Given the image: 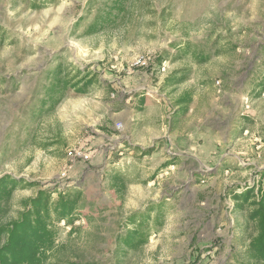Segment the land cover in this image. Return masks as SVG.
<instances>
[{"label": "rangeland", "instance_id": "obj_1", "mask_svg": "<svg viewBox=\"0 0 264 264\" xmlns=\"http://www.w3.org/2000/svg\"><path fill=\"white\" fill-rule=\"evenodd\" d=\"M113 2L0 0V178L32 183L0 222L40 189L77 187L79 218L59 224L50 264H243L254 226L233 195L264 175V93L250 94L264 71V0H126L116 24L88 34ZM58 68L99 83L52 107ZM188 92L184 116L174 109ZM137 93L153 98L142 112ZM154 206L163 224L151 212L148 242L125 250L128 218Z\"/></svg>", "mask_w": 264, "mask_h": 264}, {"label": "trees", "instance_id": "obj_2", "mask_svg": "<svg viewBox=\"0 0 264 264\" xmlns=\"http://www.w3.org/2000/svg\"><path fill=\"white\" fill-rule=\"evenodd\" d=\"M126 0H114L113 4L97 13L94 21L88 27L87 33L94 34L102 31L109 23L116 24L119 17L127 11ZM233 48H235L233 46ZM188 48H185L186 53ZM195 57L200 61H206L208 54L202 55L195 52ZM63 69L58 68L54 73L49 85V97L55 107L63 98L67 89L74 90L76 94H87L97 81L98 76L92 72L80 78L81 70L76 76L63 75ZM174 78V79H173ZM189 78L187 73L179 76H169L167 82L179 85ZM173 80V81H172ZM251 97L258 98L264 93V71L256 80ZM102 85V84H101ZM65 90V91H64ZM112 90V89H109ZM110 92V91H109ZM136 96L144 97L145 93H137ZM192 100L191 93H185L177 99L180 112L184 114ZM181 115V114H180ZM105 129V127H104ZM147 154V153H146ZM117 175L112 177L111 188H118L122 183ZM32 185L31 182H23L11 175L0 178V213L6 211V205L12 199V195L19 187ZM57 192V197L54 193ZM235 205L239 210L247 211V221L253 224L254 233L249 238L246 251L247 259L243 264H264V175L253 186H248L240 193L234 194ZM83 200V191L77 187L40 189L35 196L24 200L23 209L18 218L9 222H0V264H50L52 254L58 248L57 238L59 224L64 222L75 228V222L79 218V209ZM157 210L156 221L163 224V213L158 207L148 209L146 213L132 214L128 218L126 235L120 239L125 250H141L148 242L149 231L144 227L149 222L151 212ZM139 215V216H138ZM147 216V217H144ZM65 264H99L98 262H79Z\"/></svg>", "mask_w": 264, "mask_h": 264}, {"label": "crops", "instance_id": "obj_3", "mask_svg": "<svg viewBox=\"0 0 264 264\" xmlns=\"http://www.w3.org/2000/svg\"><path fill=\"white\" fill-rule=\"evenodd\" d=\"M155 100V99H154ZM153 101V98H150V97H148V96H146V94H145V96L144 97H141V96H136L135 97V110H137L138 112H142V111H144L146 108H147V106L149 105V103H151ZM191 102H192V100H191ZM191 102L189 103V108H188V110H187V112L185 113V114H187L188 113V111H189V109H190V106H191ZM159 103L158 102H156V105H158ZM162 105V104H161ZM163 107H164V105L162 106V107H158L159 108V111H161V110H163ZM180 109V106L177 104V102H176V107H175V112L176 113H181L180 111L181 110H179ZM185 114H184V116H185ZM147 154H149V153H151V152H153V153H155L154 151H145Z\"/></svg>", "mask_w": 264, "mask_h": 264}]
</instances>
